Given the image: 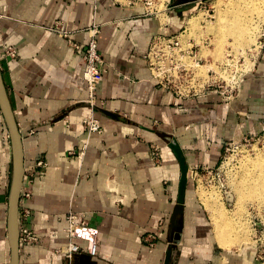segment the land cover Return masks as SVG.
<instances>
[{
    "label": "crops",
    "instance_id": "obj_1",
    "mask_svg": "<svg viewBox=\"0 0 264 264\" xmlns=\"http://www.w3.org/2000/svg\"><path fill=\"white\" fill-rule=\"evenodd\" d=\"M170 3L163 23L144 2L0 0V68L31 190L20 202V228L37 238L20 241V264H264V235L263 245L222 247L198 193L228 143L264 130V48L232 100L177 97L153 76L147 56L153 36L177 33L201 0ZM94 27L106 72L92 105L83 52ZM87 119L103 132L91 133ZM158 133L174 135L189 165L185 212L176 219L181 167ZM153 146L162 150L160 164ZM12 169L0 104V264L11 259ZM70 212L97 229V256L60 252L69 243L88 247L68 234Z\"/></svg>",
    "mask_w": 264,
    "mask_h": 264
},
{
    "label": "built area",
    "instance_id": "obj_2",
    "mask_svg": "<svg viewBox=\"0 0 264 264\" xmlns=\"http://www.w3.org/2000/svg\"><path fill=\"white\" fill-rule=\"evenodd\" d=\"M204 1L205 0H201L199 9L195 13L199 15L200 10L204 9L207 11L204 15L205 19H215L216 11L212 8L207 9V5ZM143 2L146 5L147 12L154 14L151 10V0H144ZM188 31V26L184 24L180 33H175L173 35L157 34L153 36L147 56L153 76L166 90L180 98L202 97L215 93L226 101L235 98L238 95L242 80L252 70L247 69L245 56L241 53L236 55L234 51H229L223 62L215 63L216 69L211 68L205 71L203 61L207 60V57L210 58L212 56L209 55L205 57L202 53V48L197 43V39L189 37ZM58 32L65 37H69L70 34L69 31L64 29L58 30ZM91 32V39L84 49L83 59L85 65L84 77L90 91L91 103L95 105V93L106 70L103 68L104 60L98 48L97 34L99 32L97 27H94ZM76 48L80 49V46H76ZM263 48L264 25L262 26L257 43L248 49V57L256 60ZM6 54L10 57H15L16 51L12 48H8ZM242 60H244V62H242ZM85 123L88 125L91 133L103 132V128L97 120L87 119ZM256 139L261 140V137H244L242 140L247 142ZM161 155L162 150L160 146H153L152 157L159 164L161 163ZM212 172L214 171H209L208 173L211 174ZM32 182L33 180H30V183ZM30 195L31 190L29 184L26 185L24 182L21 201L29 198ZM67 218L69 220L67 232L70 237L87 241L88 247L85 249L79 244L69 243L63 246L60 252L68 256L86 253L94 257L97 256L99 254L97 229L91 227L84 220L78 222L79 215L73 212H70ZM256 226L257 224L255 223V227ZM20 231V241L33 242L37 240L36 236L30 230L22 227ZM263 235L264 228L260 229L256 236L257 244L260 243L263 245Z\"/></svg>",
    "mask_w": 264,
    "mask_h": 264
},
{
    "label": "rangeland",
    "instance_id": "obj_3",
    "mask_svg": "<svg viewBox=\"0 0 264 264\" xmlns=\"http://www.w3.org/2000/svg\"><path fill=\"white\" fill-rule=\"evenodd\" d=\"M120 1L143 2L144 0H120ZM169 1L170 0H151L152 2L151 10L153 11L154 14L157 13L159 14V16L162 18L163 23H166L168 21L166 8H168ZM246 1H249L248 2L249 6L243 9V13H237L243 15L241 20L237 22L246 26L248 29V34L242 39H237L235 36L232 35L225 36L224 33L219 34L220 37H218V35H216L214 32L211 31V29H213L216 25L220 26V24H222L221 22L217 21L218 20L217 13L215 14V19L207 20L204 17L207 11L201 9L199 15L198 13L193 12L190 15L186 16L184 19H182L183 25L185 24L188 26L187 22H189V26H190L191 21L192 23H194L193 29L191 30V32L193 33H191L190 30L188 31L189 37L196 38L197 43L200 45L201 48H203V50L206 48H209L211 50L213 49L212 50L213 54L208 51L209 49H206L208 52L207 54H205V57L209 55L212 57L210 58L207 57V60L203 61L205 67L203 68L205 69V71L211 68L216 69L215 66L217 62L218 61L220 63L223 62L226 59V56L229 51H234L236 55L241 53L243 56H245V64L247 65L248 70H249L248 66H250L252 62L255 61V59H251L250 57H248L247 52L248 49H250L253 45L257 43V39L262 30V26L264 25V0H254V1L246 0ZM177 2L178 0H173V1L171 0L170 4ZM204 2L207 5V9L210 8L213 9L214 0H205ZM198 9L199 8H197V10ZM192 16L195 17L191 18ZM195 21L199 23V26H197V23ZM183 25L182 28L177 33L181 32V30L183 29ZM242 62H244V60H242ZM260 137L261 140L256 139L254 141L249 140L247 142L243 140L231 141L230 143H228V145L225 146L222 161L217 167V169H215L214 172H212L211 174H209L208 172H204L203 174L205 176L200 178V186L198 188V193L199 196L201 195L200 198L202 197L205 204H206L205 198L209 200L208 197H210L211 194L216 193V197L219 198L213 199L211 201L216 203V205L219 206L223 205V207L226 209L227 212H229L230 215L231 214L234 215L236 209V203L238 201V196L234 190V187L232 186V182L239 183L240 173L242 172L241 170L242 163L245 158L247 157H250L249 159L257 158L256 156L258 153L260 154V152H264V130ZM219 200L222 202L220 203ZM245 201L246 202H244L243 205L242 215H240L241 217L238 215V218L240 217V219L242 220L240 221L241 224H243L242 222H244L246 223V225H248L247 233L242 234L241 241L240 239H238L236 243L231 244L230 246H228V248L234 249L235 247L238 248V246L242 247L245 244H249V245L257 244L256 236L259 230L264 228V204L262 207H259L257 203H255L256 200L252 201L250 199L249 200L247 199ZM204 208L207 211L210 226L214 231V226L211 219L210 211L205 205ZM255 223L257 224L256 227H255ZM256 228L258 229V231ZM213 235L215 236V231Z\"/></svg>",
    "mask_w": 264,
    "mask_h": 264
},
{
    "label": "bare ground",
    "instance_id": "obj_4",
    "mask_svg": "<svg viewBox=\"0 0 264 264\" xmlns=\"http://www.w3.org/2000/svg\"><path fill=\"white\" fill-rule=\"evenodd\" d=\"M248 2L249 1L246 0H214L213 9L218 14L217 21L221 22L222 24L219 23L220 26L216 25L213 29H211V31L218 35V37H220L219 34L224 33L225 36L232 35L235 36L237 39L244 38L248 34V29L246 26L237 22L240 21L243 17V15L237 13H243V9L249 6ZM193 17L195 16H192L191 18ZM187 24L191 32L194 23H192L191 21L190 26L189 22H187ZM197 26H199V23H197ZM206 49L203 50L202 48L204 55L207 54L208 51L210 53L213 52V49H209L208 51ZM255 62L256 60L253 61L250 66H248L249 69H253ZM256 157L257 158L253 159H249L250 157H247L243 160L241 169L242 172L240 173V181L239 183L232 182V186L234 187V190L238 196L234 215L231 214V216L229 212H227L226 209L223 207V205L219 206L216 205V203H214L213 201H211L213 199L219 198L216 197V193L211 194V196L208 197L209 200L205 198L206 206L211 212L216 236L221 246L224 248H228V246H230L231 244L236 243L238 239H240L241 241L242 234L247 233L248 225H246V223L244 222H242L243 224L240 223V221H242L240 219V215H242L243 205L244 202H246L245 200H256L255 203H257L259 207H262L264 204V152H260V154L258 153ZM221 202L222 201H220V203ZM238 215L240 216L239 218ZM238 248L240 247L238 246Z\"/></svg>",
    "mask_w": 264,
    "mask_h": 264
},
{
    "label": "water",
    "instance_id": "obj_5",
    "mask_svg": "<svg viewBox=\"0 0 264 264\" xmlns=\"http://www.w3.org/2000/svg\"><path fill=\"white\" fill-rule=\"evenodd\" d=\"M199 0H178V4H189ZM0 104L6 119L12 142L13 169L9 194L8 209V239L11 250L10 264H20L21 231H20V202L25 180V160L23 137L11 105L8 90L5 85L3 74L0 68ZM158 136L167 142L169 148L175 154L181 167V177L178 188L177 204L174 211V218L183 215L187 198L189 182V165L185 151L180 142L169 133H158Z\"/></svg>",
    "mask_w": 264,
    "mask_h": 264
}]
</instances>
